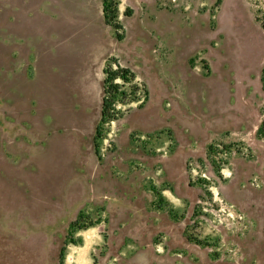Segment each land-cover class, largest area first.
<instances>
[{
	"label": "rangeland",
	"instance_id": "obj_1",
	"mask_svg": "<svg viewBox=\"0 0 264 264\" xmlns=\"http://www.w3.org/2000/svg\"><path fill=\"white\" fill-rule=\"evenodd\" d=\"M119 8L122 41L102 0H0V264H60L81 212L65 264H264V0Z\"/></svg>",
	"mask_w": 264,
	"mask_h": 264
},
{
	"label": "trees",
	"instance_id": "obj_2",
	"mask_svg": "<svg viewBox=\"0 0 264 264\" xmlns=\"http://www.w3.org/2000/svg\"><path fill=\"white\" fill-rule=\"evenodd\" d=\"M221 0H217V4ZM120 0H102V11L105 22L114 29L117 40L122 41L125 36V28L120 18ZM130 9L126 10V14L130 13ZM259 19V18H258ZM264 28V21H262ZM105 79L103 86V98L101 106V118L96 126L94 137L95 151L100 157V142L104 138L105 126L112 121L119 119L123 115V111L119 109L118 104L128 100V98L136 97L139 91L140 83L137 81L136 73L127 66L121 64L115 56L109 57L104 68ZM261 80L264 89V69ZM125 85H129L130 89H126ZM145 86V84H143ZM146 95L148 91L145 90ZM257 136L264 138V116L257 128ZM213 148L211 144L209 150ZM94 226V222L89 215L81 212L78 217L70 223V229L65 245L60 250V264H65L66 250L68 243H77L76 233L79 230L88 229ZM192 239V238H190ZM197 241V238H194ZM199 241V240H198ZM200 243V242H198Z\"/></svg>",
	"mask_w": 264,
	"mask_h": 264
}]
</instances>
